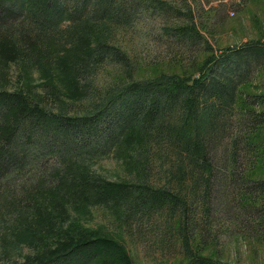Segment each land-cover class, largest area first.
Returning <instances> with one entry per match:
<instances>
[{"label":"trees","instance_id":"16d2710c","mask_svg":"<svg viewBox=\"0 0 264 264\" xmlns=\"http://www.w3.org/2000/svg\"><path fill=\"white\" fill-rule=\"evenodd\" d=\"M162 1L0 0V64L19 62L25 71L18 87H0V227L7 223L5 231L10 230L7 236L0 233V264H135L118 228L154 212L166 214L169 243L181 248L182 264H230L199 252L198 245L207 243L208 223L194 226L212 213L218 172L224 188L235 184V193L227 196L235 198L237 218L248 234L264 237V176H250L264 168V139L259 137L264 91L242 90L253 65L237 58L242 51L254 53L259 57L254 69L264 71V39H251L221 56L206 55L197 74L133 78L126 69L110 79L113 84L103 95L82 96V89L89 92L92 85L87 76L118 54L111 45L118 27L159 6L179 10ZM63 21L69 35L58 29ZM186 26L192 35L195 29ZM44 32L67 36L65 51L55 43H37ZM34 69L44 90L29 82ZM237 106L244 112L233 123ZM112 148L134 169L128 176L108 179L84 163L86 154ZM158 149L168 157L154 165L156 159L149 157ZM48 156L58 158L62 167L44 176L39 165ZM154 166L167 170V181L150 179ZM27 172L34 175L20 177ZM71 204L76 211L102 206L119 214L111 221L114 227L102 222L88 236L78 224L62 225ZM14 206L22 209L6 222L3 214ZM20 238L35 251L12 258L9 243Z\"/></svg>","mask_w":264,"mask_h":264},{"label":"rangeland","instance_id":"374dc122","mask_svg":"<svg viewBox=\"0 0 264 264\" xmlns=\"http://www.w3.org/2000/svg\"><path fill=\"white\" fill-rule=\"evenodd\" d=\"M163 1L162 4L167 5L171 2L179 10L175 11L169 6L162 9L159 6L150 12H138V15L134 16L127 26L118 27L114 33V42L113 40L112 43L110 42L111 45L119 49L118 54L112 59H104L87 76L88 82L92 85L89 92L82 89V96L95 91L98 93L97 96L103 95L113 84V80L110 79L123 76L126 69H131L130 74L132 71L133 78L154 77L159 73L197 74V65L206 55L213 53L215 56H221L230 51V48L246 45L251 39H264V0H248L245 5L241 0ZM26 24L28 23L25 22L24 25ZM66 24L67 22L63 21L58 25V29L69 35L70 30ZM186 24L195 29L192 35L188 34V30L191 28L187 26L182 28ZM54 36L44 32L39 34L36 41L44 45L49 42L55 43L54 46L57 50L64 52L69 45V38L65 35L63 37V34L57 38ZM35 47H30L28 51L32 52ZM241 54L240 57H237L241 62L248 59L252 61L253 65L246 76L250 82L246 85L243 84L242 90L246 93L264 91V71L257 72L258 70L254 69L259 57L254 53L246 54V51H242ZM232 65L234 64L230 66ZM24 75L25 71L22 70L19 62L0 64V87H18ZM83 75L84 73L80 74L81 77ZM39 76V72L34 69L29 80L37 91L44 90L43 86H40ZM243 112L238 106L232 109V122L236 123L239 115ZM259 137L264 139V127H261ZM156 152L149 157L152 161L156 159L154 165L159 162V159L168 157L163 149H158ZM217 153L218 156H221L220 151ZM84 157V163L88 164L91 172L103 175L108 179L115 180L122 176H128L129 170L133 169L132 166H127V157L113 148L110 151L105 149L93 152L90 156L86 154ZM44 159L48 161L39 165L44 176L57 169V166L62 167L61 162L55 156H48ZM162 164L166 169V162ZM34 171L38 172V169L35 168ZM149 171L150 179L153 182L161 183L168 180L165 178L167 170L158 172L154 166L150 167ZM30 175H34V173L27 172L21 174L20 177L25 176L27 179ZM157 175L161 178L158 179ZM250 176H264L263 166L252 171ZM212 184H214L210 202L212 213L210 212L207 222L200 219V224H194L195 228H200L203 223H208L206 224L208 230L205 232L207 243L202 246L198 245L199 252L230 264H264V237L248 234L250 229L246 228L243 219L237 218L240 210L235 198L230 200V197L227 196L231 191L235 193V184L224 188L222 174L219 172ZM76 206V204L68 206L69 218L62 225L78 224L77 228L88 236H92L102 222H108L110 226L114 227V223L111 221L113 216L119 214L102 206H91L88 209L76 211L74 208ZM20 209L22 207L14 206L13 211L10 210L5 216L3 214L5 221L8 222L15 218ZM25 213H27V209ZM165 217V213L154 212L150 216L132 222L130 226L120 225L118 228L135 264H182L185 261V258L181 256V248L169 243L171 234L168 232ZM190 228L191 224L188 223L186 230L189 231ZM5 230H7V223L0 227V233L9 235L10 230L8 232ZM9 244L12 247L8 254L12 258L20 259L35 251L33 244H29L26 238H20L19 241L15 239Z\"/></svg>","mask_w":264,"mask_h":264}]
</instances>
